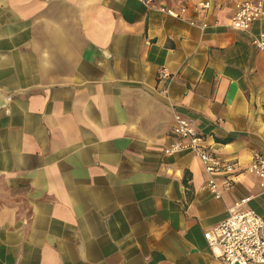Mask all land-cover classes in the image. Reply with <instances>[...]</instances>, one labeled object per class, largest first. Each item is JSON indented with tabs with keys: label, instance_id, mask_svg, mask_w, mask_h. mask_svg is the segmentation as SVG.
Masks as SVG:
<instances>
[{
	"label": "crops",
	"instance_id": "obj_1",
	"mask_svg": "<svg viewBox=\"0 0 264 264\" xmlns=\"http://www.w3.org/2000/svg\"><path fill=\"white\" fill-rule=\"evenodd\" d=\"M208 1L0 0V264H223L204 232L246 198L264 219V7L237 31L242 0ZM176 113L235 164L220 198L163 153Z\"/></svg>",
	"mask_w": 264,
	"mask_h": 264
},
{
	"label": "built area",
	"instance_id": "obj_2",
	"mask_svg": "<svg viewBox=\"0 0 264 264\" xmlns=\"http://www.w3.org/2000/svg\"><path fill=\"white\" fill-rule=\"evenodd\" d=\"M146 7L153 6L155 0H138ZM196 12L206 13L211 4L208 0H193ZM264 0H242L235 4L234 12L230 18V26L237 31H246L251 24L262 15ZM158 10L168 16L182 18L187 12L185 5L179 8H170L163 5ZM192 25L200 28L207 26L206 22ZM254 46L264 50V28L253 38ZM157 79L163 82L159 93L167 95L170 75L164 67L157 74ZM173 140L163 148L165 155L178 154L185 151L193 152L202 164L207 175L206 186L215 198L233 186L230 175L237 173L235 164L223 160L206 143L205 137L199 133L191 121L180 114L174 115L172 124ZM246 172L256 175L260 179V186L264 188V155L253 154ZM222 174L224 177L218 181L215 177ZM246 199L235 202L228 209V216L204 232L212 255L223 264H264V219L254 210L242 208Z\"/></svg>",
	"mask_w": 264,
	"mask_h": 264
},
{
	"label": "water",
	"instance_id": "obj_3",
	"mask_svg": "<svg viewBox=\"0 0 264 264\" xmlns=\"http://www.w3.org/2000/svg\"><path fill=\"white\" fill-rule=\"evenodd\" d=\"M3 100H4V103L3 104H0V107L5 106L7 98L4 97Z\"/></svg>",
	"mask_w": 264,
	"mask_h": 264
}]
</instances>
